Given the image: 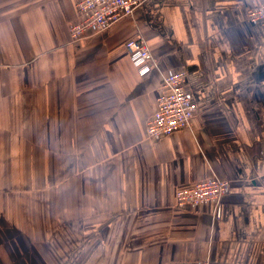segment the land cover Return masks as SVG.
I'll return each mask as SVG.
<instances>
[{
    "label": "crops",
    "instance_id": "crops-1",
    "mask_svg": "<svg viewBox=\"0 0 264 264\" xmlns=\"http://www.w3.org/2000/svg\"><path fill=\"white\" fill-rule=\"evenodd\" d=\"M78 1L0 0V264L52 263L55 250L39 246L47 197L20 163L43 154L79 159V190H65L103 223L104 264H264V25L246 17L264 0H144L74 43ZM139 34L155 62L143 76L125 48ZM179 70L195 116L149 139L163 79ZM215 176L231 182L220 219L215 201L176 204Z\"/></svg>",
    "mask_w": 264,
    "mask_h": 264
},
{
    "label": "built area",
    "instance_id": "built-area-1",
    "mask_svg": "<svg viewBox=\"0 0 264 264\" xmlns=\"http://www.w3.org/2000/svg\"><path fill=\"white\" fill-rule=\"evenodd\" d=\"M144 0H80L77 3L79 21L71 25V41H79L94 34L104 32L118 21L132 16ZM247 20L250 23L264 25V3L247 9ZM128 55L139 75L149 73L155 66L151 47L142 35L129 38L125 43ZM185 71H174L167 74L162 82V91L158 98L157 108L146 127L147 138L156 139L169 135L178 129L186 128L195 116L197 106L186 91ZM231 182L228 179L212 177L194 185L180 189L176 202L179 206L197 205L202 202L215 201L214 216L222 217L221 199L229 191ZM169 264H211L209 260H185Z\"/></svg>",
    "mask_w": 264,
    "mask_h": 264
},
{
    "label": "rangeland",
    "instance_id": "rangeland-1",
    "mask_svg": "<svg viewBox=\"0 0 264 264\" xmlns=\"http://www.w3.org/2000/svg\"><path fill=\"white\" fill-rule=\"evenodd\" d=\"M61 113L64 114V110ZM59 131L57 140L54 142L55 153L65 155L67 150L66 136L64 129H59ZM47 143L50 144L51 141ZM68 144H70V153L72 150H76L75 142L70 141ZM78 146L81 147L80 142ZM78 160V158L56 157L46 154L39 158L20 159L25 173H28L27 176L30 177V173H35L33 182L40 187L39 191H43V195L47 197L48 203L44 202L42 207H47V216L43 227H46L45 232L48 233H43L39 246L55 250L50 259L51 264H104L98 259V238L95 236L96 234L94 235V232L97 233L99 226L103 223H98L96 219L93 221L92 217L94 215L96 217L95 208L92 209V207L87 206V210H93V216L89 214L90 211L85 215L82 199L80 197L75 199L67 197L65 190L68 182L71 185L74 184V187L79 190L76 183L77 175L73 173L79 164ZM36 192L33 191L32 193ZM90 197L93 196H90L89 191H87L86 203L89 202ZM106 249L107 251L111 250L113 246Z\"/></svg>",
    "mask_w": 264,
    "mask_h": 264
},
{
    "label": "trees",
    "instance_id": "trees-1",
    "mask_svg": "<svg viewBox=\"0 0 264 264\" xmlns=\"http://www.w3.org/2000/svg\"><path fill=\"white\" fill-rule=\"evenodd\" d=\"M89 38V37H88ZM88 38H85V39H81V40H79V41H75L74 43H77V42H82L83 40H86V39H88ZM73 42V41H72ZM190 260H206V259H190Z\"/></svg>",
    "mask_w": 264,
    "mask_h": 264
}]
</instances>
